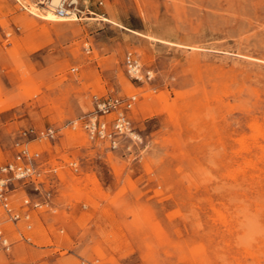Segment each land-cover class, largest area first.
Segmentation results:
<instances>
[{
	"label": "rangeland",
	"instance_id": "374dc122",
	"mask_svg": "<svg viewBox=\"0 0 264 264\" xmlns=\"http://www.w3.org/2000/svg\"><path fill=\"white\" fill-rule=\"evenodd\" d=\"M103 1L0 0V166L58 130L50 204L0 264H264V0ZM109 95L135 97L116 148L83 126Z\"/></svg>",
	"mask_w": 264,
	"mask_h": 264
},
{
	"label": "built area",
	"instance_id": "2783aa9c",
	"mask_svg": "<svg viewBox=\"0 0 264 264\" xmlns=\"http://www.w3.org/2000/svg\"><path fill=\"white\" fill-rule=\"evenodd\" d=\"M51 1L39 0V3L45 8H50ZM76 1L60 0L53 11L58 17L72 18L77 15ZM103 2L100 0V4ZM125 66L127 72L137 80L151 77V71H144L141 61L133 53L127 54ZM134 99L135 97L121 98L114 95L95 96L94 109L83 122L89 136L93 139H107L111 146L116 148L117 138L133 132L129 112ZM112 114L114 117L109 118ZM20 135L22 139L17 142L18 150L14 158L0 166V246L6 253H10L14 247L11 231L18 232L23 238V229L33 228V211L50 204L54 186L48 178L43 158L47 150L42 146L47 143L53 145L58 139V130L53 126L32 127L22 130ZM34 143L37 147L32 146ZM26 185H31L44 200L32 198L28 193L17 198V191ZM10 226L14 229L10 230Z\"/></svg>",
	"mask_w": 264,
	"mask_h": 264
},
{
	"label": "bare ground",
	"instance_id": "6f19581e",
	"mask_svg": "<svg viewBox=\"0 0 264 264\" xmlns=\"http://www.w3.org/2000/svg\"><path fill=\"white\" fill-rule=\"evenodd\" d=\"M60 3V0H52L51 3H50V9L52 10H49V18L53 19V20H67L68 18H61V17H55L57 15H54V11L53 9ZM35 6H37V3H34ZM241 166V165H240Z\"/></svg>",
	"mask_w": 264,
	"mask_h": 264
}]
</instances>
